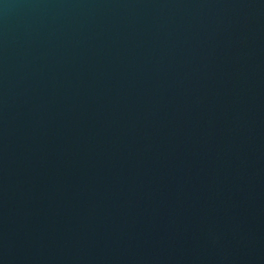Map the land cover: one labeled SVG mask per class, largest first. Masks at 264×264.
Segmentation results:
<instances>
[{
    "label": "water",
    "instance_id": "obj_1",
    "mask_svg": "<svg viewBox=\"0 0 264 264\" xmlns=\"http://www.w3.org/2000/svg\"><path fill=\"white\" fill-rule=\"evenodd\" d=\"M0 264H264V0H0Z\"/></svg>",
    "mask_w": 264,
    "mask_h": 264
}]
</instances>
